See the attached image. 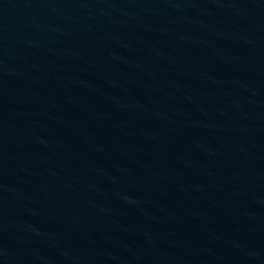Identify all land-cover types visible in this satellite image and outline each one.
<instances>
[{
	"label": "water",
	"instance_id": "obj_1",
	"mask_svg": "<svg viewBox=\"0 0 264 264\" xmlns=\"http://www.w3.org/2000/svg\"><path fill=\"white\" fill-rule=\"evenodd\" d=\"M0 264H264V0H0Z\"/></svg>",
	"mask_w": 264,
	"mask_h": 264
}]
</instances>
